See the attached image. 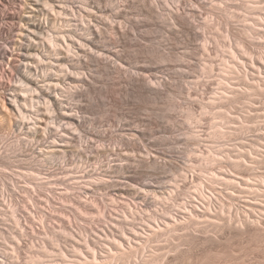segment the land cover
I'll return each instance as SVG.
<instances>
[{
	"label": "rangeland",
	"instance_id": "1",
	"mask_svg": "<svg viewBox=\"0 0 264 264\" xmlns=\"http://www.w3.org/2000/svg\"><path fill=\"white\" fill-rule=\"evenodd\" d=\"M205 1V6L200 8L203 21L212 18L214 24L222 22V24L217 23L216 28L224 36L226 30L232 32L230 40L226 43L228 45L230 42L234 47V29L236 31L241 28L245 15L240 8L244 0H232V4H224L223 0L212 1L214 4L219 3L218 5L229 14L222 15H226L224 17L227 19L226 22L230 18L232 22L228 25L230 28L225 27L224 20L220 16H214L216 13L211 11L214 4L210 0ZM252 1L259 2L256 5L260 4V9L249 10L248 16H254L252 20L264 18V0ZM121 18L119 21L123 24H127L129 20L137 22L146 20L133 9H124ZM137 33L139 34L136 37L137 41L146 48L147 52L146 56L143 55L144 57L134 61L133 66H159L160 69L154 75L166 79L172 91L163 94L154 102L123 92L122 87L113 85L114 81L102 80V83H98L99 88L108 91V98L102 97L103 106L85 113V116L92 121L90 129L94 133L97 132L96 134L104 135L103 142L106 145L104 148L98 147L97 150H88L87 153L79 151L76 146H71L72 144H66L64 148L60 147L61 149H55L50 153L51 149L47 144L38 146L36 138L29 137L25 131H11L7 121L0 124V147H2L0 153L4 152L2 156L6 153L9 156L8 160L4 159V162H0L4 165L2 169L6 167V171L3 173L0 171V175L5 181L10 180L9 183L7 182L10 184L8 187L11 189L10 192L14 190V186L19 187L13 198L14 201L19 202V212L26 218V222H23L26 236L20 241V249L17 253H13L17 257L16 264H34L30 262L31 256H36V253L42 250L47 251L45 256L38 254L42 258V264H52L59 256L65 258L63 264H67L69 258L71 259L74 243L79 239L90 241L97 256L93 264H128V260L130 263L141 264L150 255L155 259L156 264H191L192 261H203L204 264H264V206L253 204V207H249L248 205L254 201L263 204L264 197L258 194L253 196L246 190H240L242 186H250L257 181L264 182V88L262 93L252 95L251 100L239 98L235 101L234 99L226 101V99L211 105L209 100L212 99L210 98L212 92L217 87L216 84L220 86L221 76L218 74L221 73L218 63L222 58L216 56V48L213 46L216 42L213 44L212 38L210 50L202 52L201 41L191 37L178 35L180 37L177 39L169 38L168 41H164L167 36L155 27L141 28ZM253 33L252 42L256 45H247V48H250V52L253 51L252 54H256L260 48H264V37H262L264 32L253 31ZM141 36L147 37L148 40H143ZM219 37L222 38V36L216 38ZM186 39L190 44H186ZM220 42L222 40H218V44ZM5 47V40L0 37V53ZM11 48L14 51L13 46ZM170 48L175 54L169 63H163L155 57L157 52L167 53ZM42 64L49 67L44 69L41 67L39 71L41 76H45L44 72L47 70L51 69V73L54 74L60 69L59 64L48 58H42ZM177 64H185L188 68L176 67ZM202 64L206 68L204 76L200 70ZM210 65L213 68L212 72L209 71ZM3 67L7 71L10 70L7 65ZM180 73H189V77L183 79ZM202 78L206 79L202 80ZM54 79L52 75L44 77L41 81L48 90L67 87L58 84ZM16 86L20 87L18 82ZM68 102L70 103L69 100ZM245 109L248 110L244 114H249V123L244 125L248 128L233 131L230 124H238V122L234 123L232 120L242 118V110ZM64 150L72 156L66 157ZM239 151L251 152L252 155L249 154L245 166L238 169L234 168V155ZM48 154H51L50 160H45ZM150 158L155 160L157 165L150 167L140 165L141 161H148ZM210 158L214 161H206ZM30 170L36 172V175L40 172V176L45 178L43 184H46L43 189H38L32 187L34 186L32 182V186L26 188L32 195L30 196L33 197L32 200L28 197L29 193L23 191V178L19 174L16 175V172L29 174ZM81 170L88 171L90 176L83 177ZM234 174L235 177L241 178L235 179ZM215 176L225 179L227 185L220 181L211 185L212 183H208L210 181H205ZM100 178L108 181V184H103L107 186V190L94 189L96 184H102ZM234 179L243 183L238 186L239 190L234 191ZM242 179L249 184L247 182L244 185ZM30 180L32 179L28 176L27 182ZM56 180L63 182L54 183ZM201 182L206 186L208 195L215 194L216 201L219 204L223 203L225 211L230 209L231 220H228V214H224L227 219L223 220L222 224L214 221L206 223L204 217H195L199 225L190 224L183 227L181 223L184 220L183 215L186 213L187 216H191L188 209H191L192 205L198 208L204 207L205 199L195 197V188ZM258 187L260 190L263 187L264 190V185L252 186V188ZM81 188L82 190L86 188L87 192L82 194ZM172 191L174 192L172 200H167L165 204V201H160V198L166 197ZM104 192H108L110 196ZM239 193L242 196L234 199V194ZM80 201L93 204L99 214L95 212L94 206L92 211H87H91L92 214H86V210L78 204ZM158 203H162L163 207L160 206L156 211ZM234 203L243 215L241 218L248 215L256 224L255 218L258 217L260 225L253 226L245 222L243 227H240L235 223ZM185 206L188 209L182 208ZM127 207L137 211L134 226L142 239L134 240V236L128 234L127 237L131 239H128L127 243L125 237L126 242L120 246V250L122 252L124 250V253L130 252L135 244L137 253L120 259L118 250L113 246L111 248V245L105 242L119 238L117 230L110 225L118 220L119 215H122ZM249 208L256 210L250 212ZM257 208L260 210L263 208L262 212L259 213ZM171 211L175 219L168 214ZM41 212L47 216H50L48 212L51 213V219L46 218L44 227L38 223ZM152 216L157 218L160 225H163L164 219L174 221L177 230L162 235L159 239H155L156 241L153 239L146 242L144 238L149 234V225L157 224L152 220ZM244 220L246 221V218ZM12 237H9L10 240ZM4 246L6 242L0 240V255L9 258ZM139 248L141 249L138 254ZM84 250L85 248H82L83 252ZM86 256L84 252L79 264H91Z\"/></svg>",
	"mask_w": 264,
	"mask_h": 264
},
{
	"label": "bare ground",
	"instance_id": "2",
	"mask_svg": "<svg viewBox=\"0 0 264 264\" xmlns=\"http://www.w3.org/2000/svg\"><path fill=\"white\" fill-rule=\"evenodd\" d=\"M212 1L217 0H210V2ZM223 1L224 4H232V0ZM218 2H221V0H218ZM205 3V0H0V37L5 40L6 45L0 53V124L7 121L9 125L6 124L12 129L9 130L13 132L25 131L29 137L36 138L38 146L47 144L48 148L51 149L50 153L55 149H61L60 147L64 148L66 144H72L71 146H76L79 151L87 153L88 150H97L98 147L104 148L106 146L103 142L104 135L94 133L89 127L92 121L85 116V113L103 106L102 97L108 98V91L99 88L98 83H102V80L114 81L113 85L122 87L123 92L139 99L154 102L160 99L163 94L172 91L166 79H160L154 75L160 69L159 66H133L134 61L146 56L147 52L146 48L136 39L139 35L137 31L149 27H155L163 32L167 36L164 41H168L169 38L177 39L180 36L199 40L201 41L202 52L210 50L212 38L213 44L216 42L213 45L216 48V56L219 58L222 56V58L219 59L220 62L218 63L221 73L218 74V76H221L220 86L216 84L217 87L212 92L210 97L212 99L209 100V103L212 105L220 100L227 99L226 101H231L234 99L235 101L239 98H250L251 100L252 95L262 93L264 88V54L262 53L264 48H260V51L256 54H252L253 51L250 52V48H247V45H256L252 42L253 31L264 32V18L252 20L254 16H248V11L256 8L260 9V4H257V6L256 3L259 2L252 0L243 1L240 8L245 15L243 16L241 28L236 31L234 29V42L236 44L234 43L233 47L230 42L228 45L226 43L230 40L232 32L226 30L224 36L216 28V24H222V22L214 24L212 18H205L206 20L203 21L200 8L204 7ZM216 3L212 2L214 5L211 11L216 13H213L214 16H220L224 20L225 27L230 25L232 23L230 18L227 22V19H224L229 14L225 12L226 10L221 5H218L219 3ZM124 9H133L146 20L144 22L129 20L127 24H123L119 20L124 15ZM222 14L226 15L223 16ZM211 34L212 36H210ZM178 35L180 36L178 37ZM218 36H222V38H216ZM142 39L148 40L147 37H142ZM218 40H222L224 44L222 42L218 44ZM249 42L250 44H248ZM186 44H190L188 39H186ZM11 46H13L14 51L11 50ZM168 50L167 53L157 52L155 57L163 63H169L175 53L171 48ZM42 58L53 60V62L60 65V69H57L54 74L51 73V69L47 70L44 72L46 75L41 76L39 74L41 67L42 69L49 67L48 65L43 66ZM3 65H7L10 70H5ZM176 67L188 68L185 64H177ZM67 69L70 71L68 72ZM200 70L202 76H204V72H206L204 64H202ZM212 70V65H210L209 71L212 72ZM188 74L180 73L183 79L189 77ZM52 75L55 82L67 87L56 90L55 88L46 89L41 80ZM254 76L256 77L254 78ZM206 78H202V80ZM16 82L20 87L16 86ZM203 108H206V106H203ZM244 112H248V110H242V118L232 120L234 123L238 122V124H230V128L234 129L233 131H237L236 129L242 131L248 128L244 124L248 122L249 114H244ZM54 113L56 115H53ZM42 123H44L43 126ZM95 143L98 145L96 146ZM133 148L135 149V147ZM63 152L68 158L72 156L66 150ZM2 153H0V162L9 159L7 153L4 156H2ZM249 154L252 155L251 152L247 151L236 152L234 155V168H243L247 163ZM50 157L51 154L46 155L45 160H50ZM206 161L212 162L214 159L210 158ZM140 165L150 167L157 165V162L150 158L148 161H141ZM2 167L4 165L0 163V168L2 169ZM0 171L2 173L6 171V167ZM30 171L29 174L16 172V175L19 174L23 178V191L26 194L29 193V198L32 195L26 188L32 186V182H34L32 187L38 189H43L46 185L43 184L45 178L40 176V172L36 175V172ZM81 172H83V177L90 176L88 171L81 170ZM28 176L32 179L30 182H27ZM185 178L187 177L185 176ZM234 178L240 179L241 177H235L234 174ZM235 179L234 191L239 190L238 186L240 184L243 185L242 182H236ZM100 180H102V184H96L94 189L97 191L107 190V186L103 184H108V181L102 178ZM205 181H210L208 183H212L211 185L219 181L227 185L225 179L216 176ZM7 182L9 183L10 180L5 181L0 175V240L6 242L5 252L9 253V258L0 255L2 257L0 264H16L17 257L13 253H17L20 249V241L26 236V228L23 225L26 218L20 214L19 202L14 201L13 198L19 187L14 186V190L10 192L11 189L8 188L10 184H7ZM62 182V180H56L54 183ZM247 182H244V185ZM253 185L262 187L264 182L257 181ZM253 185L242 186L240 190H246L248 194L251 193L253 196L258 194V196L262 195L261 197H264L263 187L260 190L259 187L252 188ZM207 188L209 190V187ZM144 191L146 192V190ZM195 191L197 199H205L203 201L204 207L198 208L193 205L191 209L186 206L182 207L185 210L188 209V213L191 214V216H187L186 213L183 215L184 220L181 221L183 227L190 224L199 225L197 219H194L195 217H204L206 223L214 221L222 224L223 220L227 219L224 214H228V220H231L230 209L225 211L223 203L219 204L216 201L215 194L208 195L206 186L202 185V182L195 188ZM86 192L87 190L84 188L82 194ZM104 193L110 196L108 192ZM173 193L172 191L166 197L160 198V201H165V204L167 200H172ZM237 196H242V194H234V199H237ZM78 204L86 210V214H92L93 204L86 201H80ZM158 204L156 211L160 209V206L163 207L162 203ZM253 204H260L259 207L264 206V203L256 201L250 202L248 205L253 207ZM257 209H259V213L262 212V209ZM89 210L91 211L87 212ZM94 210L98 212L95 206ZM249 210L252 212L256 208L254 210L249 208ZM44 212L46 211L44 210ZM44 212H41L38 218V223L42 227L45 225L46 218L51 216V213L48 212L50 216H47ZM168 214L175 219L172 216L173 211ZM241 214L236 208V203H234L235 223L239 224L240 227H243L245 222L253 226L260 225L258 217L255 218L256 224H254V220H250V216L245 215V221L244 218H241L243 216ZM31 218L33 219V217ZM136 218L137 211L132 207H127L123 210L122 215H119L118 220H112L113 224L110 225V227H114V230H117L119 238H113L112 242L105 243L118 250V258L120 259L128 258L129 254L137 253V249L134 247L135 244L130 252L124 253V250L123 252L120 250V246L125 244V237L128 234H132L134 240L135 238L142 239L141 234H138L134 226ZM151 218L157 224L155 226H153L154 224L149 225V234L145 235L146 238H144L146 242L153 239L157 240L162 235L171 234L177 230L176 223L170 219H167V221L164 219L163 225H160L157 218L153 216ZM176 221L178 220L176 219ZM10 236H13L12 240H10ZM128 239L131 238L127 237V243ZM10 242H13V244H10ZM89 242L85 239H79L77 243H74L71 259L69 258L67 264H79L82 261L84 252L87 254L85 258L93 264L97 256ZM81 247L85 248L84 252ZM46 253L47 251L44 250L37 252L36 256H31L30 262L42 264L43 261L40 256H45ZM150 256L145 261L143 260L141 264H156L155 259ZM8 260L11 262H8ZM64 261L65 258L59 256L55 258V262H52V264H63ZM128 264L136 263H130V260H128ZM191 264L204 263L203 261H192Z\"/></svg>",
	"mask_w": 264,
	"mask_h": 264
}]
</instances>
